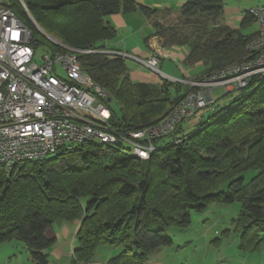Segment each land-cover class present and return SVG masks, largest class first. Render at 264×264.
Listing matches in <instances>:
<instances>
[{"label": "trees", "instance_id": "trees-1", "mask_svg": "<svg viewBox=\"0 0 264 264\" xmlns=\"http://www.w3.org/2000/svg\"><path fill=\"white\" fill-rule=\"evenodd\" d=\"M21 1L1 4L29 29L34 48L66 51L29 16L50 38L89 52L78 54L82 71L118 105L116 112L107 103L109 121L123 135L155 124L186 90L168 80L160 85L133 82L125 58L99 53L109 51L105 43L116 35L107 16L140 9L153 17V35L165 48H185L183 63H200L199 78L248 60L247 46L257 37V32H242L254 22L248 10L238 28L224 23L223 0H186L176 13L138 7L133 0ZM242 90L194 129L184 127L197 114L152 140L155 150L146 160L132 156L122 142L111 147L88 142L12 171L0 167V244L19 240L36 264H47L45 251L56 241L52 224L78 220V247L71 251L70 264H90L103 245L123 247L106 264H145L153 252L171 244L168 228H187L191 212L213 202L238 201L241 211L234 224L242 246L257 248L259 235L264 237V187L246 192L241 174L257 170L256 178H264V79ZM68 154L79 156L81 167L64 165ZM222 182L229 183L227 190L217 191Z\"/></svg>", "mask_w": 264, "mask_h": 264}, {"label": "built area", "instance_id": "built-area-1", "mask_svg": "<svg viewBox=\"0 0 264 264\" xmlns=\"http://www.w3.org/2000/svg\"><path fill=\"white\" fill-rule=\"evenodd\" d=\"M248 13L257 25V38L247 46L248 60L193 83L158 122L123 135L110 124L106 92L82 71L78 54L89 52L49 37L66 51L37 55L29 29L0 3V167L12 171L88 142L109 147L122 142L132 156L148 159L155 150L152 140L171 134L182 120L215 103L213 90L228 93L264 79V5ZM166 57L154 52L140 63L167 79L159 70Z\"/></svg>", "mask_w": 264, "mask_h": 264}, {"label": "rangeland", "instance_id": "rangeland-1", "mask_svg": "<svg viewBox=\"0 0 264 264\" xmlns=\"http://www.w3.org/2000/svg\"><path fill=\"white\" fill-rule=\"evenodd\" d=\"M2 1L3 0H0V3H2ZM147 1L152 4L156 2L158 3L157 7L168 8L175 12H178L184 3L176 4V1L174 0ZM223 1H226L224 3H229L231 6L237 5L241 13L247 11L250 7L264 3V0ZM29 18L35 25L36 22L32 17L29 16ZM35 26L46 38L49 39V36H47L42 29L37 25ZM150 29L152 31L153 28L150 27ZM242 32L246 35L256 33V23L253 22L249 26L243 28ZM180 48L181 49L179 50L185 49L183 47ZM45 50V46L39 45L36 48V54H43ZM128 52L131 53L129 50ZM163 62L162 69H165L167 72H164L165 70H162L161 72L169 76L175 75L177 82L175 80L163 78L161 75H157L150 71L153 74L151 75L147 71L148 69H142L140 64L135 60L125 59V64L130 71L148 73L150 76H153L158 80L157 83H162V81L166 80L173 83H180L182 86H185L186 89L183 88L186 90L185 93L188 92L193 83L206 79L204 76L199 78L203 71L202 67H200V69L196 66L191 68L186 66L183 62L175 61L173 59L163 60ZM183 73H187L190 76L200 74L195 77L194 80L184 79V81L181 82L180 79H182ZM253 86L255 87V85ZM243 92L242 89L232 90L230 93H225L221 88L213 90V95L217 99L216 102L208 105V107L203 109L201 113L198 112L195 117L191 118V120L186 123L184 130L190 131L191 129H194L198 123L201 121L203 122V120L205 121L206 117L211 114L213 109L218 110L226 108L236 98L240 97ZM110 105L113 110L118 112V105L115 101H111ZM262 109H264V107H262ZM161 116L163 117L161 114L158 118ZM184 135H186V133L181 136ZM168 140V137L163 138L164 142ZM63 163L69 168L81 167L80 158L75 154L63 156ZM257 175V170H247L241 174L246 192L252 193L264 187V178H256ZM228 184L229 183L227 182L220 183L217 187V191H226ZM240 211L241 204L238 201H235L231 204L213 202L199 212H191L190 223L187 228L181 229L175 226L168 228L165 231V235L170 238L171 244L166 247H161L153 252L145 264H264V237L262 235L258 234L259 237L256 240L258 244L255 245L257 248H252L251 244L242 246L243 242L241 240L240 232L236 229L234 224ZM77 225L78 220L59 221L52 224L56 241L45 251V254L47 255V264H70L71 251L78 247V242L75 238ZM256 241L252 240L253 243ZM122 250V246H99L95 251L90 264H106L108 259L117 256ZM0 264L36 263L32 260L29 249L24 243L19 240H9L0 244Z\"/></svg>", "mask_w": 264, "mask_h": 264}, {"label": "crops", "instance_id": "crops-1", "mask_svg": "<svg viewBox=\"0 0 264 264\" xmlns=\"http://www.w3.org/2000/svg\"><path fill=\"white\" fill-rule=\"evenodd\" d=\"M133 1H135L138 7L144 6L147 8H156L160 10L165 9V10H169L172 13H176L175 11L168 8L157 7L158 3L156 2L152 4L149 3L147 0H133ZM174 1H176V4H181L186 0H174ZM263 5L264 3L256 6H263ZM244 12L241 13L237 5L231 6L229 3H224L223 21L230 28H238L239 23L243 19ZM105 20L116 31V35L114 36V38L108 40L105 43L109 51L126 54L127 57L125 59L135 60L137 63L140 64L142 69H148V68L145 67L142 63H140V60H145L149 58L150 55L154 52L163 53L167 56L166 58L160 59L159 62L160 72L162 70H165L162 69V65L164 64L163 60L165 61V60L173 59L175 61H181V62L184 61L185 56L187 54V50L186 49L179 50L181 49L180 47H174V48L163 47L160 43V39H158L156 36L153 35L154 29H152V31L150 29V27L153 28V22H154L153 17L145 14L144 11L140 9H136L130 13L120 12L117 14H112L110 16H107ZM128 50L131 53H129ZM195 66L199 69L200 67H202L200 63H196L194 66H190V67L193 68ZM147 71L151 75H153L151 73L152 71L150 72L149 69ZM164 72L167 71L165 70ZM161 73L167 78L170 79L172 78L171 80H175L177 82L175 75L174 76L171 75L174 77L173 78L163 72ZM199 74L190 76L187 73H183V77L180 80L181 82L184 81V79L194 80V78L197 77ZM129 75L133 82L148 83L151 85H160V83H157L158 80H156V78H154L153 76H150L148 73L129 70Z\"/></svg>", "mask_w": 264, "mask_h": 264}, {"label": "water", "instance_id": "water-1", "mask_svg": "<svg viewBox=\"0 0 264 264\" xmlns=\"http://www.w3.org/2000/svg\"><path fill=\"white\" fill-rule=\"evenodd\" d=\"M35 25H36V24H35ZM107 102H108V103L110 102V98H109V97L107 98Z\"/></svg>", "mask_w": 264, "mask_h": 264}, {"label": "bare ground", "instance_id": "bare-ground-1", "mask_svg": "<svg viewBox=\"0 0 264 264\" xmlns=\"http://www.w3.org/2000/svg\"><path fill=\"white\" fill-rule=\"evenodd\" d=\"M99 53L105 54V53H103V51H100Z\"/></svg>", "mask_w": 264, "mask_h": 264}]
</instances>
